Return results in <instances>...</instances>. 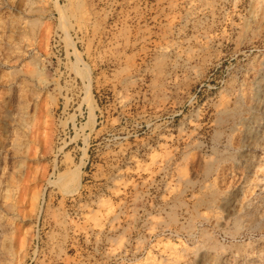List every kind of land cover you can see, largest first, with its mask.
<instances>
[{
	"label": "rangeland",
	"instance_id": "obj_1",
	"mask_svg": "<svg viewBox=\"0 0 264 264\" xmlns=\"http://www.w3.org/2000/svg\"><path fill=\"white\" fill-rule=\"evenodd\" d=\"M262 9L259 0H0V264H159L166 243L193 245L185 173L204 183L229 134L262 152L251 177L264 173V143L242 135L264 115L253 96ZM240 169L220 186L239 185ZM234 196L207 227L240 254L231 264H257L244 255L264 249V192L251 206ZM173 208L179 235L164 223Z\"/></svg>",
	"mask_w": 264,
	"mask_h": 264
},
{
	"label": "bare ground",
	"instance_id": "obj_2",
	"mask_svg": "<svg viewBox=\"0 0 264 264\" xmlns=\"http://www.w3.org/2000/svg\"><path fill=\"white\" fill-rule=\"evenodd\" d=\"M236 1H242V0H236ZM259 1L262 4V8H263L262 10H263V15H264V0H259ZM212 2H213V0H212ZM254 3H257V2H254ZM254 6H256V5H254ZM211 10H213V9H211ZM252 12H253V10H252ZM248 23H246V25ZM205 45H207V44H205ZM262 68H261V71H262L261 74L259 75V77L257 79H255V89H254L255 91L253 94L255 99H257L258 101H264V68H263V70H262ZM245 87H248V86H245ZM246 90H245V93H246ZM230 91H232V90H230ZM247 91H249V90H247ZM246 94H248V93H246ZM222 96H224V95H222ZM229 96L227 97L228 99H229ZM245 97H247V95H245ZM261 106H262L261 108H263V110H264V102H262ZM256 112H258V111H256ZM236 131H238V130H236ZM221 133H222V131L219 132V135ZM236 134L237 133H235V135ZM230 135L231 134H229V137L227 139L226 147L215 148L214 151L216 153V158L213 161H208L205 164V169H204L205 182L204 183L199 182L198 180L194 179V177H192V175L187 176L189 174V172L185 173V174H187L186 180L192 186V190H193V192L191 194L192 198H193L192 206H190V203L187 202V200L182 201L180 199V201L187 205V209L185 208L184 210H188L190 212L191 216H189L190 219L188 220V225H187V227L189 228L188 233H189V236L195 240H193V245L187 244V242L185 241L187 244L186 245L183 241V243L185 245H183L180 248L176 246V245H178V243H175L176 244L175 246L169 242L166 243L164 246L163 259L159 264H231V260L236 258L237 255H240L239 253H234V254L230 253V252L228 253L227 248H226L227 243L223 240H220L217 237H214L211 233V230L207 227V224L213 225L214 223H216V224L220 223V220L222 217V209L224 208V206L231 204L233 202V200H235L234 194L236 192H240L243 194L242 201L246 202L247 205H249V206L255 205L259 201L258 199H256L258 197V195H262V193L264 192V173L261 177L255 176L256 177V178L254 177L255 179L253 177H251V175L257 174V167H261V162L259 163V160H257L259 153H256V151L253 149H245V148H242L241 146H238V147L233 146V144H234V142L232 144L233 136L230 137ZM239 135H241V134H239ZM242 135H244L245 140L249 143L253 142L254 144H257V145H261L262 143H264V115L262 114L261 116H259L255 120H250L247 128L244 131V134H242ZM236 136H235V138H237ZM212 156H214V155L212 154ZM261 158H262V155H261ZM199 160H200V157H199ZM191 162H193V161H191ZM197 162H199V161H197ZM197 162H194V163H197ZM192 165H194V164H192ZM197 167H198V165H197ZM240 167H245V169H247V170L245 171V173L242 176H240V178L238 177L239 179L242 178L239 182V185H237L236 187L234 186L235 187L234 189H225V188L221 187L220 186V183H221L220 180L223 179L228 173H231L232 175L236 174L238 172V169H240ZM186 168H187V166H186ZM178 170L179 169L177 168V171ZM188 170H189V168H188ZM180 171L181 172H179V173L181 175L183 173V171L182 170H180ZM192 171H194V170H192ZM179 173L177 172V174H179ZM231 174H229V175H231ZM235 177L237 178L236 175H235ZM206 180H209V181L206 182ZM232 180H234V179H232ZM254 180L256 181L255 186H250L251 184H254ZM229 181H230V179H229ZM197 182H198V184H197ZM199 184H200L199 187L202 189V191L198 195L197 191L195 189H196V186ZM232 184H233V182H232ZM184 186H186V185H184ZM250 187H252V188H250ZM250 189H253L254 192L251 196H248V192L250 194V191H251ZM201 205L206 208V210H207L206 212H203V211H205V209L201 211V209H200ZM230 210H231V208H230ZM263 216H264V214H263ZM179 220H181V219H179V216H178L176 209L173 208L172 212H169V219H165L164 223H165V226H170V224L175 223V230H174L175 232L174 233L176 235H179V233H180L179 229H183V227H185L184 223H182V225L179 224ZM243 221H244V219H243ZM237 222L240 224L241 219L239 218L237 220ZM199 224L201 226H199ZM260 225H261L260 222H256V227H259ZM171 232H173V231H171ZM180 235L183 236L182 234H180ZM197 235L201 236L202 239H200V237L198 238ZM206 235H207V237H205ZM247 255H248V258L246 259L247 261L251 262V260H256L255 257L257 256V257L262 258L261 261H258L257 264H264V249L257 252V253L255 251L251 252V253L248 252L244 256H247ZM152 256H154V255H152ZM153 258L154 257L150 256L149 264H157L156 260ZM260 258H258V259H260Z\"/></svg>",
	"mask_w": 264,
	"mask_h": 264
}]
</instances>
